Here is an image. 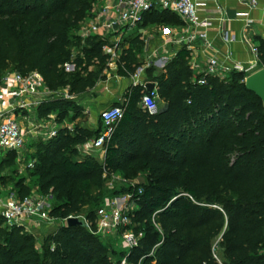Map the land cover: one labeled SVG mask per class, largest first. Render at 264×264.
I'll return each mask as SVG.
<instances>
[{"label":"trees","instance_id":"obj_1","mask_svg":"<svg viewBox=\"0 0 264 264\" xmlns=\"http://www.w3.org/2000/svg\"><path fill=\"white\" fill-rule=\"evenodd\" d=\"M101 1L0 0V86L9 71L23 78L39 75L51 95L37 106L35 119L53 117L60 126L50 140L32 139L29 158L37 194L66 198L49 216L79 215L114 175L128 181L144 176L143 184L126 191L137 209L128 216L144 234L121 259L129 264H264V109L246 90L243 73H229L227 80L206 77L200 86L190 52L182 47L160 74L145 70L146 83L156 85L157 113L142 105L146 83L130 85L112 105L123 115L104 143L103 160L79 154L78 147L102 131L100 118L96 129L84 125L79 104L105 81L101 74L111 60L100 38L79 35ZM148 23L183 25L170 12L153 8L140 27ZM128 43L116 60V76L122 79L141 68L133 48L143 42L135 37ZM256 43L257 66L264 69V39ZM16 158V152L3 153L0 174ZM17 188L19 199L31 194L22 180ZM95 215H86V228L57 229L41 251L34 236L8 227L0 216V264H113L96 235ZM215 240L221 263L212 251Z\"/></svg>","mask_w":264,"mask_h":264},{"label":"built area","instance_id":"obj_2","mask_svg":"<svg viewBox=\"0 0 264 264\" xmlns=\"http://www.w3.org/2000/svg\"><path fill=\"white\" fill-rule=\"evenodd\" d=\"M247 6L249 9H256L260 1L264 0H237ZM161 10L168 11L175 15L183 24L186 32L191 34L186 38L177 37L170 29L162 30V37L166 43L175 46H189L197 40L205 42L206 36L203 32L208 28L209 22L201 21L198 16L199 4L192 0H158ZM153 8L150 0H113V4L104 5L79 31L82 39L88 37H98L105 44L102 51L108 55L112 61L120 50L122 41L142 25L143 17ZM251 23H249L250 25ZM113 37L111 42H105L108 37ZM235 37L224 33L223 42L226 46L234 43ZM110 43V44H108ZM206 46L209 44L206 42ZM249 52L254 58V62L247 66L234 64L231 67H223L216 58H209L205 65V70L196 79L200 86L205 85L206 77H219L223 79L227 74L236 72L250 75L257 66V48L249 45ZM69 67V66H68ZM67 67V68H68ZM191 70L198 75L197 68L194 63L190 62ZM72 69V67H70ZM141 69L135 75H140ZM252 74V73H251ZM247 75V76H248ZM6 85H10L13 89L14 105L9 109L0 107V158L3 153L16 152L19 161L25 159L26 145L28 140L41 137L50 140L55 137L58 129L53 123L52 127H47L46 123H40L35 118L28 121L27 132L22 130L20 123L15 117V113H30L35 111L40 104L38 101L39 90L43 88V81L37 74H31L28 77H21L13 74L5 80ZM50 96V95H49ZM143 107L150 113L156 114L158 111L157 96L155 91L146 94L142 99ZM123 111L120 108L112 107L100 113L102 123V131L98 138L90 141L85 145L86 154L101 152L103 153L104 143L109 139L113 132L114 125L122 118ZM53 121V117H50ZM34 165L33 160L27 161L28 168ZM129 200L130 197L128 196ZM44 198L35 192L23 199L15 198L1 202L0 200V216L5 220L8 227H18L24 229L25 232L31 233L41 229L42 210L44 208ZM131 225V219L123 212V208L116 207L115 203L106 204L100 208L95 215L96 234L101 233L106 236L115 234L122 228ZM125 244L130 249L136 248L138 241L132 237H125ZM114 264H129L127 258L121 259Z\"/></svg>","mask_w":264,"mask_h":264},{"label":"rangeland","instance_id":"obj_3","mask_svg":"<svg viewBox=\"0 0 264 264\" xmlns=\"http://www.w3.org/2000/svg\"><path fill=\"white\" fill-rule=\"evenodd\" d=\"M154 6V5H153ZM95 16V13H93L89 19H87L82 25L81 28L85 27L87 23H89L90 20L93 19ZM80 28V29H81ZM147 34L144 37L142 46H136L133 48V52L136 58L137 63L141 65V71L140 75H135L132 78L128 79L127 81H122L118 78H116L115 73V63L117 58L122 52V47H120L119 52L116 54V57L112 59L108 63V68L106 71H104L101 75H105V80H107V86L106 88L109 89V92L106 91V88H102V93H100V96H102L101 99H95L92 100L90 96L94 95L91 93H88L89 99L79 100V103H83V107L86 108L85 112L88 111L90 114L87 116V122L84 124L86 127L90 129H96L99 123V116L100 113L104 110L111 109L112 103L107 100L104 96L106 93H112L114 97H119L121 90L126 87L127 85H132L134 83H144L146 82L145 78V70L148 68H153L155 71V75H158L163 70L162 67H159L158 64H165L170 61L169 60V47L171 44L166 43L163 39H160V34L158 33V30L160 27V24L155 23H148L147 24ZM163 29H161L160 32H162ZM162 34V33H161ZM134 35H128L126 41H131L134 39ZM130 48V45H128L127 49ZM167 54V55H166ZM166 61L163 62L165 58ZM164 65V66H165ZM259 65L256 66L251 72L254 73L259 69ZM68 71H71L72 69L70 67L67 68ZM13 72L9 71L5 73L3 77V83H5V80L9 77H11ZM202 72H198V75H201ZM248 75V74H244ZM228 77L225 76L222 80H227ZM104 82V81H102ZM104 87V86H102ZM45 90L41 88L39 90V94L41 95ZM13 92V90H11ZM99 93H97L99 96ZM157 106L159 107L160 104L157 102ZM15 117L17 121L20 123L22 130L24 132H27L28 128V121L31 118H35L34 111H31L30 113H20V111H17L15 113ZM33 140L30 139L27 142L26 145V152L24 154L25 159L19 161L17 158L14 160V164L10 168H5L3 172L0 174V200L1 202L8 201L10 199L18 198V188L17 183L22 180L24 181V185L28 186L31 189V192L37 191L36 189V182L30 177V173L28 171L27 161L30 158V155L32 154L31 151V144ZM93 157L99 160L100 153L94 152ZM82 157V156H81ZM31 160V159H30ZM145 182L144 176H139L137 179L133 181H128L124 178V176L117 174L105 181L104 187L100 192L94 193V197L98 199L97 201H88V203L81 209V212L77 216H71L70 218H77L79 220L85 221L86 215L90 212H93L95 215L96 212L104 207L106 204H113L115 203L116 207L123 208V212L126 215L133 214L137 209L135 205L129 200L128 195L126 194L127 189H129L132 186L143 184ZM37 193V192H36ZM44 198V208L42 210V220H41V229L39 231H33L30 233V235L34 236L37 242V247L41 251V247L43 245L44 240L52 233H54L57 229L60 227L66 225V220H55L52 219L49 215L50 212L57 207H60L63 205L66 201L65 197H57L54 195H49ZM138 226L131 222V225L127 228H122L119 231H117L115 234L106 236L104 234L98 233L96 234L99 237L100 242L104 247L108 249L109 257L112 261V263H116L119 261V259L130 255L131 249L126 246L125 244V237L132 236L137 241H139L144 234V229H141L139 231ZM218 240L213 241L212 243V251L215 255V258L219 261V263L222 262V251L218 247ZM139 264V261L137 262Z\"/></svg>","mask_w":264,"mask_h":264},{"label":"crops","instance_id":"obj_4","mask_svg":"<svg viewBox=\"0 0 264 264\" xmlns=\"http://www.w3.org/2000/svg\"><path fill=\"white\" fill-rule=\"evenodd\" d=\"M153 3V9L161 10L158 5V0H150ZM196 4H199L198 7V16L201 21L206 20L209 22V26L203 32L205 33L206 40H197L196 42L190 44L189 46H183L190 52V62L194 63L197 72H203L205 70L206 62L209 58H216L220 65L223 67H231L234 64H240L243 66H247L249 63L254 62V58L251 56L249 52V45L256 46V39L261 38L264 39V2L260 1L258 7L256 9H249L244 4L240 3L237 0H192ZM113 4V0H102L98 7L96 8V13L102 6ZM172 14V13H171ZM160 16V15H158ZM249 23H251L249 25ZM147 27V26H146ZM139 27L135 31V37H139L140 40H143L147 34V28ZM170 29L174 35H178L177 37L186 38L191 32H186L184 26H174V25H164L162 24V28H159L158 33L160 34V39L164 40L161 34V29ZM227 32L230 36L235 37V42L226 46L223 42L224 33ZM134 37V38H135ZM105 42H111L113 37L109 36ZM127 37L122 41L121 46L122 50L127 49L129 43L126 41ZM208 43L209 46H206L205 43ZM110 44V43H108ZM170 44V43H169ZM182 47L175 46L173 44L170 45L169 51L172 53L169 55V60L173 59L177 52ZM167 55V54H166ZM168 60L166 57L164 61ZM165 65V64H164ZM163 64L158 65L162 67V69L166 66ZM115 70L117 69L115 63ZM116 76V73H115ZM116 78L127 81L128 79H122L116 76ZM107 80L104 82H100L95 89L88 92L94 94L90 96L92 100L101 99L100 93H102V88H106ZM144 83H134L132 85H144ZM104 86V87H102ZM130 85L124 87L119 97H114L112 93H105L104 97L109 100L112 105L121 100L122 95L126 91V89ZM45 90L41 95H38V101L42 102L51 95L44 87ZM12 87L10 85L3 84L0 86V107L2 109H9V107L13 106L14 96L13 92H11ZM106 91L109 92V89L106 88ZM88 93L83 96L81 102L83 100L89 99ZM99 93V96H97ZM83 107V103H79ZM84 108V107H83ZM86 108H84L85 110ZM89 112L86 111V122L87 116H89ZM40 123H46L47 127H52L53 121H38ZM55 124V123H54ZM56 125V124H55ZM58 128L60 126L57 125ZM61 127H69L67 125ZM79 154L82 157L92 156L93 153L86 154L85 145L78 147ZM99 161L103 160V153L99 152Z\"/></svg>","mask_w":264,"mask_h":264},{"label":"water","instance_id":"obj_5","mask_svg":"<svg viewBox=\"0 0 264 264\" xmlns=\"http://www.w3.org/2000/svg\"><path fill=\"white\" fill-rule=\"evenodd\" d=\"M161 65V64H158ZM244 85L247 91L254 94L262 103L264 109V69H260L244 79ZM154 83H146L144 88L147 94H151L155 90ZM67 227L86 228L85 221L77 218H69L66 220Z\"/></svg>","mask_w":264,"mask_h":264}]
</instances>
